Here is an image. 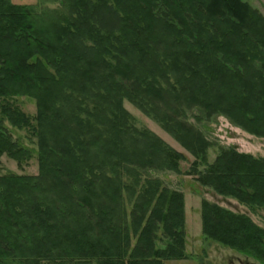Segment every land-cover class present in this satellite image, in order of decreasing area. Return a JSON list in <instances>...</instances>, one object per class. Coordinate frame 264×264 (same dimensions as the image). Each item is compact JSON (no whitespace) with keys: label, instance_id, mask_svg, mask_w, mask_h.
<instances>
[{"label":"trees","instance_id":"obj_1","mask_svg":"<svg viewBox=\"0 0 264 264\" xmlns=\"http://www.w3.org/2000/svg\"><path fill=\"white\" fill-rule=\"evenodd\" d=\"M62 3L0 0V158L23 168L33 157L8 120L37 138L39 164L35 175H0V264L186 257L183 193L142 173L180 172L186 156L136 126L126 99L195 156L193 171L204 166L203 185L264 208V157L230 147L211 163L213 143L188 121L200 108L199 122L222 114L264 137V15L244 0ZM24 95L36 99L35 116L11 101ZM202 206L208 237L264 264V227L217 202Z\"/></svg>","mask_w":264,"mask_h":264},{"label":"rangeland","instance_id":"obj_2","mask_svg":"<svg viewBox=\"0 0 264 264\" xmlns=\"http://www.w3.org/2000/svg\"><path fill=\"white\" fill-rule=\"evenodd\" d=\"M18 4L34 5L37 10L56 9L60 8L62 0H12ZM251 7L257 9L264 15V0H244ZM36 58H34L35 60ZM11 101L18 108L30 116H35L37 113V101L31 96H12ZM125 108L132 114L135 125L140 128H147L169 143L174 149L182 152L186 158L180 159V172L164 169H148L143 171L145 177L160 178L165 185L171 189L179 190L184 195V218H185V253L183 259L165 260L164 264H241V260H249L257 264H262L253 257H247L237 249L225 245L211 237H208L203 231L202 203L204 200L217 202L223 207L231 209L235 212L246 213L252 219L264 227V208L251 210L248 206L240 204L237 199L232 197L224 198L216 195L212 188L203 185L200 182V172L204 170L201 165L197 171H193L192 164L196 160L178 140L168 133L162 125L153 119L152 116L145 114L141 109L136 107L129 100L124 101ZM196 114L204 115L203 110L195 108L189 112L188 121L201 129L207 138L213 143L208 149L209 162H214L217 156L221 153L222 148L235 147L239 152L250 153L255 156L264 157V137H258L249 133L240 125L235 124L229 117L217 114L209 120L197 121ZM1 120V119H0ZM8 126L9 131L14 135L15 140L21 144L33 149V157L23 168H20L17 161L10 158L7 154L0 158V175H5L10 172L18 174L35 175L39 173V164L37 159L38 144L37 138L33 137L31 131L27 128H18L11 125L8 120L4 121ZM143 176V177H144ZM127 193V192H126ZM128 194V193H127ZM135 199L127 202L128 211L135 209ZM130 218H132L130 216ZM160 223V222H159ZM158 223V224H159ZM158 239L156 245L158 248H166L170 242V238L166 235L163 224H159ZM137 238L133 239L135 244Z\"/></svg>","mask_w":264,"mask_h":264},{"label":"flooded vegetation","instance_id":"obj_3","mask_svg":"<svg viewBox=\"0 0 264 264\" xmlns=\"http://www.w3.org/2000/svg\"><path fill=\"white\" fill-rule=\"evenodd\" d=\"M241 264H257V263L251 262L249 260H241Z\"/></svg>","mask_w":264,"mask_h":264}]
</instances>
